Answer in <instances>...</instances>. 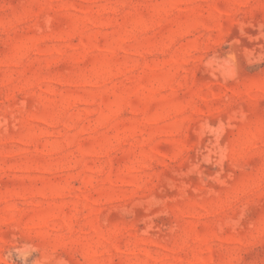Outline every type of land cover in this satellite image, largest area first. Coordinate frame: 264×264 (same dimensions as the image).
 Segmentation results:
<instances>
[{
    "label": "rangeland",
    "instance_id": "obj_1",
    "mask_svg": "<svg viewBox=\"0 0 264 264\" xmlns=\"http://www.w3.org/2000/svg\"><path fill=\"white\" fill-rule=\"evenodd\" d=\"M0 264H264V0H0Z\"/></svg>",
    "mask_w": 264,
    "mask_h": 264
}]
</instances>
